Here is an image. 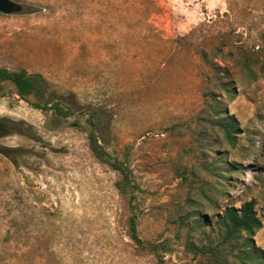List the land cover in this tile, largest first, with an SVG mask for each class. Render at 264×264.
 Masks as SVG:
<instances>
[{
  "label": "rangeland",
  "instance_id": "1",
  "mask_svg": "<svg viewBox=\"0 0 264 264\" xmlns=\"http://www.w3.org/2000/svg\"><path fill=\"white\" fill-rule=\"evenodd\" d=\"M13 1L0 68L40 73L71 114L3 86L0 117L32 134L0 139V264H242L215 224L250 201L264 264V0ZM209 93L239 125L234 145ZM92 130L132 171L138 233L160 258L130 238L120 173L92 153Z\"/></svg>",
  "mask_w": 264,
  "mask_h": 264
},
{
  "label": "trees",
  "instance_id": "2",
  "mask_svg": "<svg viewBox=\"0 0 264 264\" xmlns=\"http://www.w3.org/2000/svg\"><path fill=\"white\" fill-rule=\"evenodd\" d=\"M202 57L208 63L213 71H217V65L210 60L208 54L203 51ZM12 84L15 88V94L21 99L35 108L41 110H53L57 115L67 117L71 114L70 109L62 108L60 101L54 98V93L50 91L48 81L40 74H30L25 69L9 70L7 68H0V94L3 95L4 84ZM224 93L228 98L233 96L234 88L231 83H225ZM214 96L209 93V96ZM4 96V95H3ZM33 97L34 101H29ZM213 103L208 106L209 119H211L212 126L218 128L225 135L227 141L234 145L236 141V134L239 131V125L233 118L227 117V112L223 109L220 102L216 98L211 99ZM16 130L23 131L27 134H32L31 127L26 125L23 121L11 120L7 117H0V139L5 138L15 132ZM100 137L94 130L90 133V149L94 156L114 170L120 173V180L116 182V188L119 193L128 198V205L131 212L129 218V233L130 238L135 245L142 250H150L157 258L161 245H145L138 233V208L136 206L135 192L139 191V187L133 178L132 171L129 169L125 161H120L111 156L100 142ZM8 148L0 143V153L7 156ZM255 208V201L245 203L241 208L229 207L223 215L218 217L216 227L224 236L227 242L235 241L240 245V256L242 264H255L260 254L253 255L252 249L254 244L252 236L261 228V222L258 219ZM256 252H254L255 254ZM221 264H228L227 260Z\"/></svg>",
  "mask_w": 264,
  "mask_h": 264
},
{
  "label": "water",
  "instance_id": "3",
  "mask_svg": "<svg viewBox=\"0 0 264 264\" xmlns=\"http://www.w3.org/2000/svg\"><path fill=\"white\" fill-rule=\"evenodd\" d=\"M23 6L13 0H0V14L12 15L20 13Z\"/></svg>",
  "mask_w": 264,
  "mask_h": 264
}]
</instances>
